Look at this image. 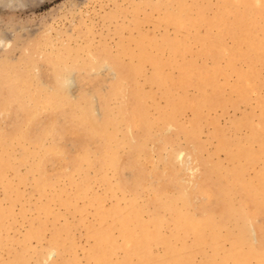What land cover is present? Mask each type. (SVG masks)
Returning a JSON list of instances; mask_svg holds the SVG:
<instances>
[{"label": "rangeland", "instance_id": "374dc122", "mask_svg": "<svg viewBox=\"0 0 264 264\" xmlns=\"http://www.w3.org/2000/svg\"><path fill=\"white\" fill-rule=\"evenodd\" d=\"M134 1L0 0V94H2V87H4L6 85L5 83H7V85L3 88L4 94L0 95V113L2 112L0 115V169L2 168L1 171H3V174L0 175V264H53L52 262H54L55 264H68L70 261H73V264H95V261L91 257L92 251L97 246V238L93 234L95 232L94 229H100L101 227V229H104V226L108 228V223L112 224V229L110 232L111 236L118 243H122L120 228L118 227L119 222L117 223V221L115 220L117 216L119 217V215L117 214H120L121 216V214L125 213L126 208H130L129 205H131V208H140V206L146 203V200H136L134 198L135 195L133 193V190L131 189L130 180L133 179L136 171L126 167L124 168V166L118 167V170L113 166H107V169L105 168L104 170V174L101 175L99 173H96V168L89 167V160H82L80 169L78 170V174L76 173L77 166L73 167L76 170H73V173L72 170L70 172L69 167L70 165H72V161L73 163L74 161H77V163L79 162V154H81V151L82 153L83 151L86 152L85 149H87V147V151L89 150V154L90 151H93L91 157H97V153L100 152L101 149L100 146L102 145V140L98 136V134H96L94 131H88V129H85V127L87 128L90 125L89 128L91 130L92 126H96L98 129L103 124L102 120L104 116H109L111 118L113 116V118H116L120 114V111L118 110L120 106H122V103L126 101V104H128L127 102L129 98H131V96L135 97L136 95H138L135 93L136 89L138 88L139 93L143 92V102L147 107L150 118L155 122L161 119L162 116L160 115H162L163 111L168 108L169 97L173 100L175 99V102L177 100L178 104L176 103V106L178 107L179 105V108H181V112L179 113L180 115L178 117L179 123L177 126L175 125L174 127H169L168 129H170V131L168 130V132L167 127L166 129H163L164 132L163 130L158 131L159 127H161L159 125L155 126L158 127L157 129L155 127L152 129L153 133L149 132L150 135H147V132L143 133L142 135V132H140L141 129L137 128L136 126L134 128L132 125L130 129L129 124L121 122L120 126L118 125V127L120 128H117L116 133L114 134L116 138L113 136L114 142L120 140V143L117 141L119 143L118 147H120L119 151L117 149V157L120 158L122 162L137 157V152L130 151L132 150L130 148L135 146V144L140 140L139 138V140L137 141L135 138H137V136H141L143 140H146L144 138H147V136H149L147 138L148 142L144 141V143H146L145 150L139 152L140 155L142 154L146 156V159L145 157H141L146 172H153L155 175L163 174L164 180H160H163L164 182L160 180V182L154 181L155 179H150V177L146 174V177H148L146 179L148 183L147 186H155L157 184H161L167 186L168 188L170 187L169 189L173 190V193H177L178 190H175L174 185H183L184 189L186 190H183V193L190 194L192 200L194 201L193 207H191L192 211H197L199 209H201L202 211L204 205H208V207H210L209 209L213 208L215 212H218L220 209V206L217 207L216 201L203 198L204 196H201L200 199H196L195 196V192L199 184H202L206 180V178L210 177L211 174L214 178L217 176L216 174L213 175L210 170L213 166H215L216 164H220L222 166V169L224 170L233 168L236 163H234V161L232 160L231 155L235 151V149L238 148V146L241 150H243V152H247L246 147L248 146H250L248 149L250 150V152L258 151L259 147H261V150L264 149V133L261 129L264 126V120L262 119V115H264V61L262 60L264 59H262L258 55H261L260 52H262L260 48H263L264 52V11H260L262 9L257 8L256 0H247L248 2L246 0H242L246 2H243L242 5H248V13H244L243 6L239 3V0H186L185 2L184 0H161L162 2L160 0H152L155 4L159 3L158 5L156 4V6L155 4H152L153 2H151V0ZM178 1L182 2H179L178 4ZM187 2H192L193 5H190L191 3L187 4ZM207 2L209 3L208 5ZM162 3H165L166 5H162ZM182 3H186V6L181 5ZM168 4L173 5L169 6ZM151 5H153L154 7L152 8ZM175 5L178 7H175ZM203 6L206 7L204 8ZM207 6L209 8H207ZM172 7L174 11L178 12L175 13ZM251 7L254 10L256 9V13H253L254 10L252 11ZM182 8H184L185 10ZM227 9L230 11L229 14L227 13ZM170 11L173 12L174 15L173 13H170ZM199 11H201V13H199ZM184 12L185 14L189 13L188 16L187 14L185 15ZM221 12L225 16L224 17L222 15L224 20L222 22V25L216 22V17ZM168 13L170 14V16L168 15ZM227 14L229 15L228 18L226 17ZM178 15H180L179 20ZM233 15L235 17L237 16V19L234 18ZM174 16L176 17L174 18ZM204 17L205 20H203ZM252 17L253 19H251ZM151 19L154 20V22L151 21ZM176 19L179 23L176 21ZM235 19L237 21L238 28L237 31L235 30L236 33H232V29L229 27V22H234ZM239 19L241 20L239 21ZM196 20H198V22L194 23L193 21ZM184 21L185 24L188 25V27L185 26ZM201 21L203 25H201ZM242 21H244L245 23H242ZM248 21H258L256 22L258 26L255 25L257 28L255 27V29L253 30L254 33H252L254 34V37L251 33H247V29L243 28V30L241 28L242 24H246V22ZM225 22L228 23L226 24ZM238 22L241 23L239 24ZM205 25H207V27ZM224 25L226 28L224 27ZM200 26H202L203 28H201ZM185 27L187 29L184 30L183 28ZM217 27H219V30L217 29ZM204 30H207V32ZM209 31H211V33ZM205 32L207 33V36L205 35ZM130 33L132 36L129 35ZM256 33L258 34L256 35ZM217 34L218 38L216 39L215 35L217 37ZM211 35H213L214 37ZM236 35L240 38H238ZM258 36L261 39L258 38ZM206 37L212 39L209 40ZM231 37H234L233 42L231 40ZM148 39L151 41V43ZM220 39H222V41ZM255 39H257L258 48L255 44H253V42L256 43V41H254ZM203 40L208 41L204 42ZM240 40L242 42H240ZM258 40H260V46H258ZM236 42L237 45H235ZM249 42L250 45L248 44ZM202 43L209 44L205 45ZM241 43L245 44L243 49L245 48L249 54L245 51V49H242V46H240ZM70 45L71 48L69 47ZM131 45H133V47ZM138 45L142 47H139ZM233 45H235L236 47ZM238 45L239 47L237 48ZM247 45L251 46V48L247 47ZM120 47L122 48L120 49ZM130 47H132V49L128 51ZM214 47L216 50L214 49ZM230 47L235 48V51H233L234 49ZM68 48H70L71 51ZM139 48V52H134L138 51ZM178 48L181 49L179 50ZM229 48L230 51L228 50ZM248 48L251 50H249ZM239 49L243 51L244 54H242L243 52H241ZM99 50H101L103 53L100 51V54ZM144 50L148 51L142 52ZM206 50H209L210 54L209 51L207 52ZM226 50L229 52V54L228 52H226ZM59 51L61 54H71V59H68V61H65L66 63L63 64L57 63L56 60H54V64L51 63L50 60H53L56 56H54V54L58 55ZM90 51H93L94 54L92 52L91 54H88L90 53ZM117 51H119V53ZM255 51L257 52V54L255 53ZM45 52L48 53L46 54ZM235 52L238 53L235 54ZM111 54L114 55L111 56ZM239 54H241L240 57L244 56L246 58H240ZM90 55L92 57L96 55L95 57L98 59V63H92V57H90L89 59ZM255 55H258V57L256 56L258 60ZM49 56H51L52 58ZM179 56L180 58H178ZM76 57H78V60L75 59ZM235 57L239 60H243L237 61ZM70 60L74 61V64L76 63V65L78 66L74 65V67L71 68L70 65H72L73 62ZM228 60L230 61V63L228 62L227 65L226 62ZM247 60L249 62H247ZM46 61L50 64L48 63V65ZM88 61H90L91 63ZM80 62L82 63V65L80 64ZM87 62L89 63V65L93 64V67L91 65L89 66ZM231 62L233 63L232 66L236 68L233 69V67L230 65L232 64ZM104 63L105 65L103 68L102 66ZM216 63H218L217 67H219V71L217 67H214L216 66ZM65 64L67 68L63 66ZM136 64L141 66L142 72L134 75L132 66H135ZM157 65L160 66L161 82H155V80L153 79L155 75L154 68ZM229 65L232 68H230ZM81 66H83V69ZM84 66L86 67V69ZM212 66L215 69L212 68ZM223 66H225L224 70H220L223 68ZM61 67H63L62 70ZM52 68H54L55 70H53ZM68 69L70 70V72L67 71ZM193 69L195 70L194 74L192 71ZM26 70H28V72ZM216 71H218V73ZM222 71L225 73H222ZM242 71H244V73H242ZM246 72L251 76L249 78V85L251 86L248 85V81L245 79L247 75ZM211 73L213 75H211ZM255 73L256 75H254ZM125 74L128 75V79L130 80L132 87H130L129 90L127 88L125 91H122L119 88V84L122 82L120 78ZM195 75L198 77H196ZM240 76L244 77L241 78ZM9 77H11L12 80H8ZM195 77L199 80H195ZM205 78L206 80H204ZM67 79L73 80L72 83H69L70 86H68L67 84H62L63 80ZM182 79H184L185 85ZM9 81H12L14 83L16 82L17 85L25 86L30 89L33 95H35L39 100L40 106L42 105V102L46 101L47 99L49 100L50 98H52L51 96H53V98H55L54 106L52 108L53 111L50 107H45V109L44 106L39 107L38 109H34L35 111H33V109L27 105V98H17V87L13 86V84ZM212 81L214 84L213 86L209 85L212 83ZM48 82L50 83V86ZM98 83L101 85H99ZM196 83L198 87L195 86ZM242 83L246 86H242ZM206 84L209 85V88L208 85L207 87L205 86ZM236 84L238 87L236 86ZM238 84H240L242 87H240V85ZM199 85L202 86L200 87ZM222 87H224L223 90ZM47 88L50 89L47 90ZM200 88L202 89L200 90ZM217 88L219 89L217 90ZM251 88L255 89L252 90ZM114 90H117L115 92L117 94L114 93ZM59 91H62L63 94H59ZM6 92L7 95H5ZM122 94H124V96ZM209 97L211 99H209ZM61 98L64 102L61 100ZM65 99L68 101L66 102ZM260 99L262 100L261 102ZM258 100L260 102L259 104L257 103ZM79 101L83 103L81 104V102ZM207 102H209V104H207ZM212 102H214L215 104ZM68 104L69 106L71 105V108L69 106H66ZM78 105H80V107H86L89 110L90 115L88 120L84 121L83 118H81V120L79 117L74 116L75 114L73 112V108L75 109V107ZM61 108L63 111L61 110ZM48 109L50 111H48ZM67 111L72 116H70ZM102 113L105 114L103 115ZM68 119H72L70 123L72 121L74 123L72 122L71 125ZM194 123H197L198 133L194 138L186 139L188 137L186 135L189 133H186V131L191 132L194 129ZM7 125H12V130H9V127ZM70 125L72 127L76 125V127H73L72 130V127ZM121 125L123 126V128H121ZM23 126L25 128H23ZM66 126L67 128L69 127V129H71L72 131L68 129L67 131L65 128ZM113 128L114 127H110L109 129L112 130ZM48 129L52 131V134H50L49 137H44V131H48ZM154 129L157 130L155 131V133H159H156L155 135ZM7 130H9V132ZM86 130L88 131V134ZM257 130H261L262 133L257 132ZM17 131H19V133H17ZM64 132L67 133L63 136V134H65ZM93 132L94 134H92ZM117 133H119V135ZM122 133H124V136L122 135ZM136 133H138L139 135H137ZM254 133H260V135H258L259 137L261 136L260 140L256 142L254 141L252 137ZM12 136H14L15 138ZM125 136L128 137V141H126L127 139L125 138ZM95 137L97 138L95 139ZM43 138H45L46 140ZM48 138L49 140H47ZM9 139H12L13 141H10ZM58 139L62 140L60 141ZM7 140L10 143H8ZM98 140L101 141L98 142ZM121 140H123V142H127L128 145L125 146L126 148L123 145L126 143H123ZM36 141H38L37 146H35ZM44 141L45 143L43 145L42 143ZM250 141H252V143H250ZM82 142H85V144ZM129 142L131 143V145ZM19 143L21 145H19ZM38 143L42 145H39ZM54 144L59 149L47 153L51 148H54ZM45 145H48L47 149ZM59 145H61V147H59ZM34 147L36 148V150L34 149ZM43 148L46 150L44 151ZM121 148H123V150ZM210 148L211 151L209 150ZM181 150L183 154H181L182 156H179ZM79 151L80 153L77 154V152ZM39 152L41 153L39 154ZM54 152L57 157L54 156V154L52 155V153ZM42 153L43 155H41ZM132 154L134 155L132 156ZM44 155L45 157H42ZM60 155H63L64 157H61ZM129 155H131L132 157L130 156L129 158ZM71 156L73 157V159L71 158ZM75 156L77 157V159H79L77 160L76 158H74ZM124 157H126L127 159L125 158V160ZM20 158L25 161L20 160ZM30 159L31 161H29ZM262 159L263 160H259L258 163L255 162L252 165L250 162H248V157H239V164L245 167L244 178L246 180L252 181L257 177H262V175L264 176V157H262ZM38 161H40L42 165ZM55 161H58L59 163ZM12 164L15 165L14 168H10V165ZM36 165H38L39 167H37ZM44 165H46V167ZM66 167H68V169L65 170ZM41 169H43L44 171H41ZM188 169L189 171H187ZM59 172L61 173L59 174ZM127 172H129L130 174H128ZM223 174H225V172H223ZM56 176L59 178H57ZM84 176L89 186L91 187L90 193H95V195L93 194V196L99 194L98 196H96V198H99L100 196L99 199L101 200L102 210L105 212V214L110 213V216L108 215V219L104 220L100 218L99 215L97 216L95 208L88 206L89 201L87 198L86 200L85 198H82L80 200V195L79 199L78 197H76L75 194L78 193V184L85 180L83 178ZM117 176L119 178H123L119 181V178ZM41 177H49L48 179L51 178V180L45 181L46 185L43 184L42 186H39V184L37 183L39 182ZM54 178H56L57 181ZM71 178H73V180ZM102 179L106 181H103ZM121 180H123V182ZM115 183H117V186H119V188L117 186L115 188ZM195 183L196 186H194ZM11 186L12 188H10ZM192 188L196 189L193 190ZM39 189L41 193L38 191ZM54 193L56 194L55 196H57V199L52 200V198L54 197ZM149 194H152V192ZM69 196L74 200L71 198V202H69V205H67L68 203H66L64 200ZM230 201L231 199H228V202ZM177 203L182 205L183 202L179 200L177 201ZM232 203L236 204L237 202L235 200L233 201L232 199ZM43 206L46 207V212L41 209ZM222 206L224 208L226 206V203L223 202ZM117 211H122V213ZM114 212H117L116 215ZM140 215L138 216V218L141 221L148 222L151 219V213H149V211H144ZM202 215L203 218H207V216H209V213L204 212ZM167 218L170 219V216ZM219 220L220 216L216 215L214 222L218 223ZM100 222L105 224L101 226L102 223ZM115 223L117 224L115 225ZM98 225L100 226V228ZM254 225L257 226L258 223L254 222ZM93 226H95V228ZM218 229H221V227ZM236 229L239 231V228L237 226ZM253 230L254 229H252L251 232H248L249 234L247 233V240H250V242L246 243L244 247L247 250H250V252L251 250L256 248V245L257 247L260 246L257 242V239L259 238V232L258 230L257 232ZM162 232L165 235L163 239L168 240L172 247L175 246L177 248H183L187 250L186 252L193 259L191 264H212L211 260H209L210 258L208 257L209 255L213 254L212 248L201 244L200 241H197V239V242H194V235H185L182 231H176V229L174 228V222H167V225L163 227ZM219 232L223 236V251L220 252V255L223 256L224 252L228 251L231 248L232 239H230V237L234 236L230 235L228 237L227 230L224 228H222ZM55 236L62 239L61 242L63 243L61 245L55 244ZM83 238L85 239V241ZM54 245L56 246L55 250L52 249ZM126 250L120 249L119 251H117L113 255V261L110 264H120L121 262H123ZM155 250L156 253L160 257H162L167 251V246L165 244H160ZM50 252H54L55 254L51 255ZM49 254L51 255L50 257H48ZM206 257L208 258L207 262ZM218 258L220 259L221 256H219ZM258 260V258L254 257L250 260V264H258L260 261ZM123 264H136V260L133 259V261L129 263L124 262ZM148 264H173V261L166 258H161L157 261L152 258Z\"/></svg>", "mask_w": 264, "mask_h": 264}, {"label": "bare ground", "instance_id": "6f19581e", "mask_svg": "<svg viewBox=\"0 0 264 264\" xmlns=\"http://www.w3.org/2000/svg\"><path fill=\"white\" fill-rule=\"evenodd\" d=\"M134 1V0H133ZM139 1V0H138ZM161 1V0H160ZM173 1H175V0H173ZM186 0H184V2H185ZM188 1V0H187ZM247 1V0H246ZM253 1V0H252ZM126 2V1H125ZM130 2V1H129ZM135 2V1H134ZM134 2H133V4H134ZM151 2H153L152 0H151ZM162 2V1H161ZM160 2V3H161ZM179 2H182V1H178L177 3L179 4ZM205 2V1H204ZM209 2V1H208ZM207 2V5L209 4ZM243 2H245V1H242V0H239V3L242 5L243 4ZM248 2V1H247ZM148 3H150V2H148ZM171 3V2H170ZM190 4V5H193L192 4V2H187V4ZM225 3H226V1H225ZM246 3V2H245ZM152 4H155L154 2L152 3ZM157 4V3H156ZM156 4H155V6H156ZM159 4V3H158ZM157 4V5H158ZM165 4V3H164ZM163 3H162V5H164ZM174 4H175V2H174ZM177 4V5H178ZM198 4H199V2H198ZM204 4H206V3H204ZM256 4H257V8L258 9H262V10H260V11H264V0H256ZM149 5V4H148ZM166 5V4H165ZM169 5V4H168ZM173 4H170L169 6H172ZM181 5H185L186 6V3H182ZM189 5V6H190ZM211 5V4H210ZM226 5V4H225ZM233 5V4H232ZM117 6V5H116ZM134 6V5H133ZM152 6V8L154 7L153 5H151ZM188 6V5H187ZM222 6V5H221ZM243 6V11H244V13H248L247 11H249V8L247 7L248 5H242ZM122 7V6H121ZM160 7V6H159ZM175 7H178V6H176L175 5ZM193 7V6H192ZM204 8L206 7V6H203ZM229 7V6H228ZM227 7V8H228ZM241 7V6H240ZM127 8V7H126ZM132 8V7H131ZM164 8V7H163ZM187 8V7H186ZM189 8V7H188ZM207 8H209L208 6H207ZM239 8V7H238ZM252 8V7H251ZM251 8H250V10H251ZM255 8V7H254ZM125 9V8H124ZM139 9V8H138ZM162 9V8H161ZM168 9V8H167ZM172 9H173V7H172ZM176 9V8H175ZM182 9H184V8H182ZM236 9V8H235ZM242 9V8H241ZM117 10H118V8H117ZM116 10V11H117ZM126 10V9H125ZM166 10V9H165ZM185 10V9H184ZM183 10V11H184ZM228 10V9H227ZM254 9L252 8V11H253ZM256 10V9H255ZM255 10L253 11V13L255 12ZM164 11V10H163ZM167 11V10H166ZM165 11V12H166ZM169 11V10H168ZM172 11V10H171ZM170 11V13H173V12H171ZM173 11H174V9H173ZM182 11V10H181ZM242 11V10H241ZM119 12V11H118ZM126 12V11H125ZM134 12H136V11H134ZM175 13H177L176 11H174ZM187 12V11H186ZM223 12H224V10H223ZM229 10H228V14H229ZM235 12H236V10H235ZM120 13V12H119ZM199 13H201V11H199ZM256 13V12H255ZM258 13V12H257ZM261 13V12H260ZM184 14H185V12H184ZM187 14V13H186ZM185 14V15H186ZM189 14V13H188ZM188 14H187V16H188ZM191 14V13H190ZM227 14V18H228V15ZM235 14V13H234ZM241 14V13H240ZM251 14V13H250ZM163 15V14H162ZM161 15V16H162ZM168 15L170 16V14L168 13ZM172 15V14H171ZM173 15H174V13H173ZM183 15V14H182ZM181 15V16H182ZM222 12L216 17V22L217 23H220L221 25H222V22L224 21L223 20V17H222ZM244 15V14H243ZM260 15V14H259ZM128 16V15H127ZM169 16H168V18H169ZM179 17H178V20H179V18H180V15H178ZM184 16V15H183ZM224 16V15H223ZM231 16V15H230ZM234 16V15H233ZM241 16V15H240ZM239 16V17H240ZM246 16H248V15H246ZM157 17V16H156ZM171 17H173V16H171ZM176 16H174V18H175ZM207 17V16H206ZM211 17V16H210ZM225 17V16H224ZM237 17V16H236ZM235 16H234V18H236ZM250 17V16H249ZM133 18V17H132ZM131 18V19H132ZM184 18V17H183ZM196 18V17H195ZM248 18V17H247ZM139 19V18H138ZM155 19H157V18H155ZM160 19H162V18H160ZM164 19V18H163ZM194 19V18H193ZM192 19V20H193ZM208 19H210V18H208ZM207 19V20H208ZM232 19V18H231ZM237 19V18H236ZM236 19H235V21L234 22H229L230 23V25H229V27L232 29V33H236L235 32V30L237 31V28H238V24H237V21H236ZM251 19H253V17L251 18ZM114 20V19H113ZM123 20V19H122ZM135 20V19H134ZM142 20V19H141ZM167 20H170V19H167ZM173 20H175V19H173ZM186 20V19H185ZM198 20H199V18H198ZM198 20H196V21H193L194 23L195 22H198ZM200 20H201V18H200ZM203 20H205V17L203 18ZM227 20H229V19H227ZM226 20V21H227ZM241 19H239V21H240ZM248 20V19H247ZM151 21H153L154 22V20H152L151 19ZM161 21V20H160ZM171 21H172V19H171ZM176 21H177V19H176ZM215 21V20H214ZM139 22V21H138ZM175 22V21H174ZM178 22V21H177ZM206 22V21H205ZM204 22V23H205ZM244 21H242V23H243ZM256 22H258V21H256ZM256 22H253V21H248V22H246V24H242V26H241V28L243 29H247V33H254L253 32V30L255 29V27L256 26H258L257 25V23ZM130 23V22H129ZM160 23V22H159ZM171 23V22H170ZM179 23V22H178ZM207 23H208V21H207ZM226 23V22H225ZM228 23V22H227ZM226 23V24H227ZM239 23V22H238ZM241 23V22H240ZM239 23V24H240ZM245 23V22H244ZM126 24V23H125ZM124 24V25H125ZM142 24V23H141ZM145 24V23H144ZM175 24V23H174ZM184 24H185V21H184ZM192 24V23H191ZM182 25V24H181ZM201 25H203L202 24V21H201ZM256 25V26H255ZM129 26V25H128ZM141 26V25H140ZM140 26H139V28H140ZM157 26V25H156ZM174 26V25H173ZM185 26H187L188 27V25H186L185 24ZM195 26V25H194ZM199 26V25H198ZM206 27H207V25H205ZM211 26V25H210ZM193 27V26H192ZM201 28H203L202 26H200ZM224 27H225V25H224ZM228 27V26H227ZM147 28V27H146ZM173 28V27H172ZM219 27H217V29H218ZM226 28V27H225ZM240 28V29H241ZM257 28V27H256ZM148 29V28H147ZM184 30L185 29H187L186 27L185 28H183ZM229 29V28H228ZM243 29V30H244ZM119 30V29H118ZM210 30V29H209ZM219 30V29H218ZM227 30V29H226ZM225 30V31H226ZM230 30V29H229ZM143 31V30H142ZM204 31H206L207 32V30H204ZM213 31H215V30H213ZM212 31V32H213ZM259 31V30H258ZM257 31V32H258ZM134 32V31H133ZM147 32V31H146ZM178 32V31H177ZM176 32V33H177ZM200 32V31H199ZM205 32V33H206ZM210 33H211V31H209ZM224 32V31H223ZM222 32V33H223ZM153 34H154V32H153ZM159 34V33H158ZM239 34V33H238ZM244 34V33H243ZM258 33H256V35H257ZM80 35V34H79ZM129 35H131V33L129 34ZM171 35V34H170ZM176 35V34H175ZM202 35V34H201ZM206 36H207V33L205 34ZM204 35V36H205ZM209 35V34H208ZM232 35V34H231ZM253 35V37H254V34H252ZM118 36V35H117ZM116 36V37H117ZM132 36V35H131ZM135 36V35H134ZM163 36V35H162ZM195 36H198V35H195ZM211 36H213V35H211ZM219 36H220V34H219ZM228 36V35H227ZM237 36V35H236ZM235 36V37H236ZM248 36H250V35H248ZM59 37V36H58ZM137 37V36H136ZM147 37V36H146ZM176 37V36H175ZM214 37V36H213ZM224 37V36H223ZM238 37V36H237ZM119 38V37H118ZM198 38V37H197ZM201 38V37H200ZM207 38V37H206ZM215 38L217 39L218 38V34H217V37H216V35H215ZM214 38V39H215ZM225 38V37H224ZM232 38V37H231ZM230 38V39H231ZM234 38V37H233ZM233 38L231 39L232 40V42H233ZM238 38H240V37H238ZM237 38V39H238ZM250 38V37H249ZM258 38H260L259 36H258ZM65 39V38H64ZM90 39V38H89ZM128 39V38H127ZM166 39V38H165ZM169 39V38H168ZM175 39H177V38H175ZM185 39V38H184ZM207 39H212V38H207ZM223 39V38H222ZM222 39H220L221 41H222ZM226 39V38H225ZM243 39V38H242ZM251 39V38H250ZM261 39V38H260ZM135 40V39H134ZM141 40V39H140ZM149 40V39H148ZM200 40V39H199ZM205 40V39H204ZM203 40V41H204ZM220 40H219V42H220ZM224 40V39H223ZM235 40V39H234ZM73 41V40H72ZM91 41V40H90ZM128 41H130V40H128ZM136 41V40H135ZM135 41H134V43H135ZM150 41V40H149ZM175 41V40H174ZM184 41V40H183ZM202 41V40H201ZM206 41H208V40H206ZM206 41H204V42H206ZM225 41V40H224ZM236 41V40H235ZM239 41V40H238ZM254 41H256V43H254L253 41V44H255L256 45V47H257V39H255ZM49 42V41H48ZM140 42V41H139ZM200 42V41H199ZM214 42V41H213ZM240 42H242L241 40H240ZM239 42V43H240ZM250 42H251V40H250ZM250 42L248 43L249 45H250ZM259 42H260V40H258V46H260V44H259ZM76 43V42H75ZM79 43V42H78ZM81 43V42H80ZM117 43V42H116ZM132 43V42H131ZM150 43H151V41H150ZM211 43V42H210ZM224 43V42H223ZM245 43V42H244ZM243 43V44H244ZM68 44V43H67ZM113 44V43H112ZM180 44H181V42H180ZM179 44V45H180ZM202 44H209V43H202ZM201 44V45H202ZM213 44V43H212ZM242 43H241V45L240 46H242V49H243V47L245 46V44L243 45ZM49 45V44H48ZM82 45V44H81ZM94 45V44H93ZM95 45H97V44H95ZM116 45V44H115ZM171 45H172V43H171ZM217 45V44H216ZM235 45H237V42L235 43ZM235 45H233V46H235ZM45 46V45H44ZM132 47H133V45H131ZM139 47H142V46H140V45H138ZM144 46V45H143ZM153 46V45H152ZM212 46V45H211ZM215 46V45H214ZM70 48H71V45L69 46ZM132 47H130V49L128 50V51H130L131 49H132ZM177 47V46H176ZM228 47V46H227ZM236 47V46H235ZM239 47V45L237 46V48ZM247 47H249V48H251V46H248L247 45ZM34 48V47H33ZM32 48V49H33ZM59 48V47H58ZM57 48V49H58ZM67 48V47H66ZM70 48H68L69 50H70ZM122 47H120V49H121ZM126 48V47H125ZM162 48V47H161ZM174 48H175V45H174ZM203 48V47H202ZM219 48V47H218ZM230 48H233V47H230ZM230 48L228 49L229 51H230ZM248 48V49H249ZM253 48V47H252ZM258 48V47H257ZM63 49V48H62ZM123 49H124V47H123ZM142 49V48H141ZM153 49V48H152ZM154 49H156V48H154ZM179 50L181 49V48H178ZM213 49V48H212ZM214 49H215V47H214ZM234 49V50H233ZM233 49H231V50H233V51H235V48H233ZM245 49V48H244ZM243 49V50H244ZM261 49V51L262 52H260L261 53V55L260 54H258L262 59H264V52H263V48H260ZM30 50V49H29ZM52 50V49H51ZM117 50V49H116ZM119 50V49H118ZM127 50V49H126ZM139 50H140V48L138 49V51H134V52H139ZM177 50V49H176ZM179 50H178V52H179ZM216 50V49H215ZM240 50V49H239ZM249 50H251V49H249ZM254 50H256V49H254ZM259 50V49H258ZM257 50V51H258ZM71 51V50H70ZM96 51V50H95ZM101 50H99V52H100ZM104 51V50H103ZM145 51H148V50H144V51H142V52H145ZM162 51V50H161ZM207 51V50H206ZM209 51V50H208ZM207 51V52H208ZM241 51V50H240ZM245 51L247 52V50L245 49ZM40 52H42V51H40ZM91 52L94 54V52L93 51H90V53H88V54H91ZM102 52V51H101ZM101 52H100V54H101ZM118 53H119V51H117ZM213 52V51H212ZM221 52V51H220ZM226 52H228L227 50H226ZM241 52H243V51H241ZM251 52V51H250ZM46 54L48 53V52H45ZM54 53V52H53ZM59 53H60V51H59ZM58 53V55L57 54H54V59L52 60H50V62L51 63H53L54 62V60H56L57 61V63H60V64H63V63H66L65 61H68V59H71V54H69V53H63V54H59ZM75 53V52H74ZM95 53H97V52H95ZM103 53V52H102ZM107 53V52H106ZM128 53V52H127ZM135 53V54H136ZM172 53V52H171ZM181 53V52H180ZM179 53V54H180ZM214 53V52H213ZM222 53V52H221ZM238 53V52H237ZM236 52H235V54H237ZM248 53V52H247ZM246 53V54H247ZM255 53L257 54V52L255 51ZM259 53V52H258ZM40 54V53H39ZM87 54V55H88ZM92 54V55H93ZM100 54H98V55H100ZM178 54V55H179ZM209 54H210V51H209ZM208 54V55H209ZM228 54H229V52H228ZM242 54H244V52L242 53ZM249 54V53H248ZM110 55V54H109ZM112 55H114V54H111V56ZM151 55V54H150ZM170 55V54H169ZM173 55V54H172ZM213 55V54H212ZM216 55V54H215ZM214 55V56H215ZM231 55H232V53H231ZM240 55L241 54H239V57H240ZM258 55H255V57L257 56L258 57ZM77 56V55H76ZM96 56V55H95ZM95 56H89V59H90V57H92L91 59H92V63H98V59L95 57ZM100 56H102V55H100ZM235 56V55H234ZM250 56H251V54H250ZM39 57V56H38ZM49 57H51V56H49ZM136 57H137V55H136ZM172 57H174V56H172ZM182 57V56H181ZM238 57V58H239ZM256 57V58H257ZM52 58V57H51ZM143 58H144V56H143ZM178 58H180V56L178 57ZM177 58V59H178ZM217 58V57H216ZM236 58V57H235ZM240 58H246V57H240ZM253 58V57H252ZM76 60H78V57H76L75 58ZM170 59V58H169ZM220 59H221V57H220ZM219 59V60H220ZM237 59V58H236ZM248 59V58H247ZM249 59H250V57H249ZM74 60V59H73ZM108 60H110V59H108ZM215 60V59H214ZM233 60H234V58H233ZM239 59H237V61H238ZM241 61L243 60V59H240ZM239 60V61H240ZM257 60H258V58H257ZM256 60V61H257ZM70 61H72V60H70ZM75 61V60H74ZM74 61H72L73 63H72V65H70L71 66V68L72 67H74V65L75 66H78V65H76V63L74 64ZM90 61H88V62H90ZM216 61V60H215ZM230 61H231V58H230ZM230 61L228 60L226 63H227V65H228V62L230 63ZM236 61V62H237ZM262 61H264V60H262ZM47 62V61H46ZM87 62V64L89 65V63ZM90 62V63H91ZM100 62V61H99ZM219 62V61H218ZM233 62V61H232ZM231 62V63H232ZM247 62H249L248 60H247ZM255 62V61H254ZM49 62H47V64H48ZM185 63V62H184ZM50 64V63H49ZM48 64V65H49ZM54 64V63H53ZM80 64L82 65V63L80 62ZM87 64H86V67H87ZM91 65V64H90ZM89 65V66H90ZM101 65V64H100ZM104 65H105V63L103 64V68H104ZM185 65V64H184ZM192 65V64H191ZM216 66H214V67H217V65H218V63H216L215 64ZM231 66L233 65V63L232 64H230ZM229 65V66H230ZM237 65V64H236ZM239 65V64H238ZM63 66H65L66 68H67V66H66V64L65 65H63ZM92 67H93V64L91 65ZM212 66V68H214ZM230 66V68H232ZM55 67V66H54ZM82 67V69H83V66H81ZM85 67V66H84ZM86 67H85V69H86ZM187 67V66H186ZM224 67L225 66H223V68L222 69H220V70H224ZM226 67H228V66H226ZM89 68H91V67H89ZM194 68V67H193ZM218 68V71H219V67H217ZM216 68V69H217ZM234 68H236V67H233V69ZM53 70H55L54 68H52ZM63 69V67H61V70ZM70 69V68H69ZM67 70L68 72H70V70ZM187 69V68H186ZM215 69V68H214ZM229 69V68H228ZM253 69V68H252ZM254 69H255V67H254ZM50 70V69H49ZM73 70V69H72ZM75 70V69H74ZM93 70V69H92ZM227 70V69H226ZM230 70V69H229ZM228 70V71H229ZM236 70H238V69H236ZM235 70V71H236ZM249 70V69H248ZM27 72H28V70H26ZM25 71V72H26ZM82 71V70H81ZM84 71V70H83ZM132 71H133V73H134V75L135 74H139V73H141L142 72V68H141V66H139V65H135V66H132ZM154 71H155V75H154V80H155V82H161L160 80H161V74H160V66L159 65H157V66H155V68H154ZM193 71V74H194V69L192 70ZM218 71H216L217 73H218ZM234 71V72H235ZM250 71H251V69H250ZM256 71V70H255ZM254 71V72H255ZM85 72V71H84ZM189 72V71H188ZM248 72V71H247ZM246 72V73H247ZM4 73H6V72H4ZM76 73H77V71H76ZM209 73H210V71H209ZM216 73V74H217ZM222 73H225V72H223L222 71ZM230 73V72H229ZM241 73V72H240ZM242 73H244V71H242ZM250 73V72H249ZM27 74V73H26ZM62 74V73H61ZM83 74V73H82ZM13 75H14V73H13ZM67 75V74H66ZM197 75H199V74H197ZM203 75V74H202ZM201 75V76H202ZM206 75V74H205ZM208 75V74H207ZM211 75H213L212 73H211ZM244 75V74H243ZM246 75V74H245ZM254 75H256V73L254 74ZM24 76V75H23ZM87 76V75H86ZM196 76V75H195ZM209 76H210V74H209ZM216 76V75H215ZM194 77V76H193ZM196 77H198V76H196ZM195 77V80H197L198 78H196ZM219 77V76H218ZM241 78L242 77H244V76H240ZM251 76L250 75H248V73H247V75H246V77H245V79L248 81L247 83H248V85H249V81H250V78ZM187 78V77H186ZM208 78H211V77H208ZM214 78V77H213ZM253 78V77H252ZM251 78V79H252ZM79 79V78H78ZM121 83L119 84V83H117V84H119V88L122 90V91H125L127 88H128V90H129V88L130 87H132V85H131V83H130V80L128 79V75L127 74H125V75H123L121 78ZM193 79V78H192ZM216 79V78H215ZM8 80H12L11 79V77H9L8 78ZM183 80V82H184V85H185V81H184V79H182ZM199 80V79H198ZM204 80H206V78L204 79ZM203 80V81H204ZM217 80H218V78H217ZM241 80H243V79H241ZM72 81L73 80H71V79H67V80H63V83L62 84H67L68 86H70L69 85V83H72ZM82 81H83V79H82ZM98 81V80H97ZM113 81V80H112ZM188 81V80H187ZM252 81V80H251ZM254 81V80H253ZM258 81V80H257ZM9 82H11L12 84H13V86H16L17 87V94H16V96H17V98H23V97H25V98H27V100L28 101H26V102H28V106L29 107H31L32 109H33V111H35L34 109H38L39 107H43L44 106V108L46 107H50L51 108V110L53 111V106H54V100H55V98H53V96H51L52 98H50L49 100L47 99L46 101H44V102H42V105L40 106V102H39V100L37 99V97L35 96V95H33V93H32V91L30 90V89H28L27 87H25V86H21V85H17V83L15 82H12V81H9ZM49 82H50V80H49ZM48 82V83H49ZM55 82V81H54ZM53 82V83H54ZM189 82V81H188ZM198 82V81H197ZM217 82V81H216ZM238 82V81H237ZM95 83V82H94ZM176 83V82H175ZM179 83V82H178ZM205 83H206V81H205ZM256 83V82H255ZM6 85H7V83H5ZM55 84V83H54ZM99 84V83H98ZM243 84V83H242ZM5 85V86H6ZM40 85V84H39ZM46 85V84H45ZM65 85H64V87H65ZM99 85H101V84H99ZM184 85H182V86H184ZM190 85H191V83H190ZM189 85V86H190ZM193 85V84H192ZM203 85V84H202ZM201 85V86H202ZM207 85L208 84H206L205 86L207 87ZM209 85H211V86H213L214 84H213V81H212V83L211 84H209ZM209 85H208V88H209ZM238 85H240V84H238ZM4 86V87H5ZM49 86H50V83H49ZM195 86H197V83L195 84ZM200 86V85H199ZM200 86V87H201ZM215 86H217V85H215ZM219 86V85H218ZM236 86H237V84H236ZM242 86H246L245 84H243ZM241 85H240V87H242ZM249 86H251V85H249ZM4 87H2V94H4L3 93V88ZM94 87V86H93ZM105 87V86H104ZM112 87H116V86H112ZM198 87V86H197ZM220 87V86H219ZM238 87V86H237ZM236 87V88H237ZM254 87V86H253ZM7 88V87H6ZM13 88V87H12ZM51 88H52V86H51ZM101 88V87H100ZM193 88V87H192ZM213 88V87H212ZM221 88V87H220ZM223 88L224 87H222V90H223ZM50 88H47V90H49ZM139 89V88H138ZM138 89H136V91H135V93L136 94H138V95H136L135 97H132L131 96V98H129V100H128V104H126V101L125 102H123L122 103V106H120V108H119V110L118 111H120V114L115 118H113V116H112V118L111 117H109V116H104V118H103V120H102V126L100 127V128H98L97 129V127L96 126H92V130L89 128L90 127V125H89V127H85V129H88V131L90 130V131H94L96 134H98V136L101 138V140H102V145L100 146L101 147V149H100V152H98L97 153V157L96 156H93V157H91V155L93 154L92 152L93 151H90V154H89V150L87 151V149H88V147H87V149H85L86 150V152H84L83 151V153H82V151H81V149H80V151H81V154H79L78 156L80 157V160H79V162L77 163V161H74V163H73V161H72V165H70V167H69V169H70V172H71V170H72V173H73V170L74 171H76L77 170V174H78V170L80 169V165H81V162H82V160H89V167H91V168H96V173H99V174H101V175H103L104 174V170H105V168L107 167V166H113V167H115V169H117L118 167H120V166H124V168L126 167V168H129V169H133V170H135L136 171V173H135V176L133 177V179L132 180H130L131 181V189L133 190V193H134V198L136 199V200H146V203L145 204H143L142 206H140V208H138V207H134V208H131V205H129L130 206V208H126L125 209V213H123V214H121V216H120V214H117V215H119V217L117 216V218L115 219L116 221H117V223L119 222V228H120V235H121V237H122V243H118L112 236H111V234H110V232H111V227H112V224L111 223H108L109 224V226H108V228H106L105 226H104V229H101L100 228V223H102V222H100L99 223V228L100 229H96L95 228V226H93L95 229H94V235L96 236V238H97V246H96V248L92 251V253H91V257L93 258V260L95 261V264H99V263H103V264H110L113 260V255L117 252V251H119L120 249H125L126 250V248H127V250H126V252H125V258H124V261L123 262H121L120 264H123L124 262L125 263H129V262H131V261H133V259H135L136 260V264H148L149 263V261L152 259V258H154L155 260H160L161 258H166V259H170V260H172L173 261V264H185V263H187V264H191L192 263V261H193V259H192V257L186 252L187 250H185V249H183V248H177V247H172V245L170 244V242L168 241V240H164L163 238L165 237V235L163 234V232H162V229H163V227H165L166 225H167V222H169V221H172V222H174V228L176 229V231H182V232H184V234L185 235H194L195 237H194V242H197V241H200V243L201 244H204L205 246H209V247H211L212 248V250H213V254L212 255H209L208 257L210 258L209 260H211V262H212V264H250V260L251 259H253L254 257L255 258H258L259 260V263L258 264H264V246H263V242H264V176L262 175V177H257L255 180H252V181H248V180H246L245 178H244V175H245V167L244 166H242V165H240L239 164V161H238V159H239V157H241V156H245L246 158L248 157V162H250L252 165L255 163V162H259V160H263L262 159V157H264V154H263V151H264V149L263 150H261V147H259V149H258V151H251L250 152V150H248L249 149V147L250 146H248V147H246L247 148V152L245 151V152H243V150H241L240 148H239V146H238V148L237 149H235V151L232 153V155H231V157H232V160L234 161V163H236L235 164V166L233 167V168H231V169H222V166L220 165V164H216L215 166H213L210 170H211V172L213 173V175H217L215 178L212 176V174L210 175V177H208V178H206V180L202 183V184H199L198 186H197V190H196V192H195V196H196V199L197 198H201V196L203 197V198H207V199H210V200H214V201H216V203H217V207L218 206H220V209H219V211L218 212H215L214 210H213V208H211V209H209L210 207H208V205H204L203 206V209H202V211H201V209H199V210H197V211H192L191 210V207H193V203H194V201L192 200V197L190 196V194H187V193H183V190H185L184 189V186L183 185H180V184H178V185H174V188H175V190H178V192L177 193H173L172 191L173 190H170L167 186H165V185H161V184H157V185H155V186H147L148 185V183H147V181H146V179L148 178V177H146V174H147V176H149L150 177V179L152 178V180H154V181H159L160 179H163L164 178V176H163V174L162 175H159V174H157V175H155L153 172H150V173H147L146 172V170H145V167H144V163H143V161H142V158H144L145 157V159H146V156L145 155H140V152L139 151H144L145 150V144L146 143H144V141L145 142H148V137L149 136H147V138L145 137L144 139H146V140H143L142 139V137L141 136H137V135H139L138 133H136L137 135V138H135L137 141L139 140V138H140V140L135 144V146H131L132 148H130V149H132V150H130V151H135V152H137V157H135V158H132L131 160L129 159V160H127V161H121L120 160V158H118L117 156V149H118V151H119V149H120V147H118V145H119V143L116 141V142H114V140H113V138L115 137L114 136V134L116 133V129L117 128H120V127H118V125L120 126V123L122 122V123H125V124H129V128L131 129V125L135 128V126L137 127V128H139V129H141L140 130V132H142L141 134L143 135V133H145V132H147V135L149 134V132H152V129L155 127V126H161V127H159V130L158 131H162L163 129H166V127H167V132H168V130L170 131V129H168L169 127H174L175 125L177 126L178 125V117H179V113L181 112V108H179V105H178V107L176 106L178 103H177V100H176V102H175V99L173 100L172 98H170L169 97V102H168V108L165 110V111H163V113H162V115H160V116H162L161 117V119L158 121L157 120V122H155L154 120H152L151 118H150V115L148 114L149 112L147 111V107H146V105L144 104V102H143V100H144V94H143V92H140L139 93V90ZM187 89V88H186ZM202 88H200V90H201ZM219 88H217V90H218ZM231 89V88H230ZM233 89H234V87H233ZM248 89V88H247ZM252 89V88H251ZM255 88H253L252 90H254ZM54 90V89H53ZM53 90H51V91H53ZM215 90V89H214ZM7 91V90H6ZM46 91V90H45ZM50 91V92H51ZM55 91V90H54ZM62 91H64V90H62ZM62 91L59 93V94H61L62 93ZM117 90H114V93L116 92ZM181 91V90H180ZM179 91V92H180ZM188 91V90H187ZM211 92V91H210ZM240 92V91H239ZM254 92V91H253ZM52 93V92H51ZM58 93H57V96H58ZM131 93V92H130ZM219 93V92H218ZM250 93H251V91H250ZM2 94H0V95H2ZM63 94V93H62ZM115 94H117V93H115ZM173 94V93H172ZM183 94V93H182ZM184 94H186V93H184ZM203 94V93H202ZM207 94V93H206ZM5 95H7V92H6V94ZM48 95V94H47ZM123 96H124V94H122ZM149 95V94H148ZM211 95H212V93H211ZM221 95V94H220ZM253 95V94H252ZM55 96H56V94H55ZM60 96H62V95H60ZM71 96V95H70ZM120 96V95H119ZM218 96V95H217ZM1 97H3V96H1ZM64 97H66V96H64ZM184 97V96H183ZM202 97V96H201ZM48 98V97H47ZM58 98H60V97H58ZM217 98V97H216ZM238 98V97H237ZM2 99V98H1ZM57 99V98H56ZM189 99V98H188ZM209 99H211L210 97H209ZM219 99V98H218ZM222 99V98H221ZM15 100V99H14ZM61 100H62V98H61ZM215 100V99H214ZM1 101V100H0ZM3 101V100H2ZM5 101H7V100H5ZM17 101V100H16ZM63 101V100H62ZM65 101L67 102L68 100H66L65 99ZM120 101V100H119ZM118 101V102H119ZM189 101V100H188ZM187 101V102H188ZM206 101H208V100H206ZM212 101V100H211ZM216 101V100H215ZM219 101H221V100H219ZM262 100L260 99V102H261ZM57 102V101H56ZM56 102H55V104H56ZM64 102V101H63ZM71 102H72V100H71ZM71 102H69V103H71ZM79 102H81V101H79ZM96 102V101H95ZM182 102V101H181ZM185 102V101H184ZM186 102V103H187ZM210 102V101H209ZM209 102H207V104H209ZM223 102V101H222ZM259 102V100L257 101V103L259 104L260 103ZM4 103V102H3ZM17 103V102H16ZM58 103V102H57ZM73 103H74V100H73ZM72 103V104H73ZM83 102H81V104H82ZM85 103V102H84ZM92 103V102H91ZM177 103V104H176ZM211 103V102H210ZM212 103H214V102H212ZM78 104V103H77ZM181 104V103H180ZM197 104H199V103H197ZM196 104V105H197ZM206 104V103H205ZM215 104V103H214ZM5 105V104H4ZM4 105H2V106H4ZM76 105V104H75ZM91 105V104H90ZM195 105V104H194ZM201 105H202V103H201ZM66 106H69V104L68 105H66ZM71 106V105H70ZM69 106V107H70ZM74 106V105H73ZM89 106V105H88ZM92 106V105H91ZM90 106V107H91ZM198 106V105H197ZM206 106V105H205ZM9 107H10V105H9ZM196 107V106H195ZM199 107V106H198ZM198 107H197V109H198ZM243 107V106H242ZM0 108H1V104H0ZM45 108V109H46ZM55 108H56V106H55ZM62 108H63V106H62ZM62 108H61V110H62ZM68 108V107H67ZM71 108V107H70ZM69 108V109H70ZM92 108V107H91ZM186 108V107H185ZM208 108V107H207ZM13 109V108H12ZM201 109V108H200ZM205 109V108H204ZM42 110V109H41ZM56 110H58V109H56ZM60 110V109H59ZM74 110V111H73ZM73 112H74V116L75 117H79L80 119L81 118H83V120L84 121H86V120H88L89 119V115H90V113H89V110L86 108V107H80V105H78V106H76L75 107V109L73 108ZM114 110V109H113ZM189 110V109H188ZM195 110V109H194ZM203 110V109H202ZM208 110V109H207ZM13 111V110H12ZM48 111H50L49 109H48ZM63 111V110H62ZM72 111H71V113H72ZM100 111V110H99ZM8 112H9V110H8ZM14 112V111H13ZM20 112V111H19ZM42 112V111H41ZM68 112V111H67ZM116 112V111H115ZM2 113V112H1ZM1 113H0V115H1ZM69 113V112H68ZM68 113H66V114H68ZM112 113H113V111H112ZM207 113V112H206ZM5 114H7V113H5ZM22 114V113H21ZM103 115L105 114V113H102ZM108 114H109V112H108ZM118 114V113H117ZM193 114V113H192ZM208 114V113H207ZM25 115V114H24ZM69 115L70 116H72L70 113H69ZM77 115V116H76ZM114 115V114H113ZM14 116V115H13ZM45 116V115H44ZM57 116H58V114H57ZM62 116V115H61ZM64 116V115H63ZM201 116V115H200ZM48 117V116H47ZM1 118V117H0ZM10 118V117H9ZM8 118V119H9ZM54 118V117H53ZM65 118V117H64ZM71 118V117H70ZM69 118V119H70ZM78 118V119H79ZM193 118V117H192ZM21 119V118H20ZM56 119V118H55ZM66 119V118H65ZM68 119V120H69ZM99 119H100V117H99ZM159 119V118H158ZM262 119L264 120V115H262ZM2 120V119H1ZM30 120V119H29ZM67 120V119H66ZM72 120V119H71ZM71 120H69V123H70V121ZM82 120V119H81ZM80 120V121H81ZM5 121V120H4ZM55 121V120H54ZM154 121V122H153ZM182 121V120H181ZM19 122V121H18ZM46 122H48V121H46ZM65 122V121H64ZM63 122V123H64ZM73 122V121H72ZM71 122V123H72ZM76 122H77V120H76ZM88 122H90V121H88ZM119 122V123H118ZM191 122V121H190ZM12 123V122H11ZM59 123H62V122H59ZM70 123V124H71ZM74 123V122H73ZM161 123H162V125H161ZM5 124V123H4ZM10 124V123H9ZM26 124V123H25ZM54 124V123H53ZM76 124V123H75ZM27 125V124H26ZM30 125V124H29ZM38 125V124H37ZM67 125H68V122H67ZM72 125V124H71ZM70 125V126H71ZM87 125V126H88ZM183 125V124H182ZM215 125V124H214ZM8 127H9V130L11 129V126H9V125H7ZM86 126V125H85ZM199 126V125H198ZM257 126V125H256ZM13 127V126H12ZM59 127V126H58ZM72 127V126H71ZM73 127H76V125H74ZM73 127H72V130H73ZM80 127V126H79ZM112 128V127H114L112 130H110L109 128ZM192 127H193V125H192ZM23 128H25L24 126H23ZM64 128V127H63ZM66 128V130L68 129V130H71V129H69V127L67 128V126L65 127ZM121 128H123V126L121 125ZM156 129L158 128V127H155ZM189 128V127H188ZM8 129V128H7ZM50 129H51V127H50ZM50 129H48V131L46 130V131H44V137H49V135L50 134H52V131L50 130ZM208 129V128H207ZM262 129V131H263V133H264V126H263V128H261ZM9 130H7L8 132H9ZM12 130V129H11ZM67 130V131H68ZM71 130V131H72ZM55 131H56V129H55ZM87 131V130H86ZM88 131H87V134H88ZM130 131V130H129ZM128 131V132H129ZM132 131V130H131ZM155 131H157V130H155L154 129V134L156 135V133H159V132H156L155 133ZM14 132V131H13ZM20 132H22V131H20ZM36 132H37V130H36ZM60 132V131H59ZM94 132L92 133V134H94ZM135 132V131H134ZM163 132H164V130H163ZM189 132V133H188ZM257 132H260V133H262L261 132V130H257ZM4 133V132H3ZM17 133H19V131H17ZM61 133V132H60ZM60 133H59V135H60ZM65 133V132H64ZM67 133V132H66ZM66 133L65 134H63V136L64 135H66ZM121 133V132H120ZM153 133V132H152ZM186 133H188L186 136H188L186 139H188V138H190V139H192V138H194L196 135H197V133H198V129H197V123H194V129L190 132V131H186ZM185 133V134H186ZM260 133L258 134V133H254L253 135H252V137H253V139H254V141L256 142V141H258V140H260V138H261V136L259 137L258 135H260ZM70 134V133H69ZM118 135H119V133H117ZM117 134H116V136H117ZM164 134V133H163ZM17 135V134H16ZM22 135H24V134H22ZM122 135L124 136V133H122ZM150 135V134H149ZM152 135V134H151ZM165 135H166V133H165ZM173 135V134H172ZM171 135V136H172ZM182 135H184V134H182ZM3 136V135H2ZM6 136V135H5ZM4 136V137H5ZM19 136H20V134H19ZM114 136V137H113ZM122 136V137H123ZM131 136V135H130ZM135 136V135H134ZM146 136V135H145ZM7 137V136H6ZM12 137H14V136H12ZM42 137V136H41ZM121 137V136H120ZM172 137H174V136H172ZM15 138V137H14ZM13 138V139H14ZM64 138V137H63ZM97 137H95V139H96ZM116 138V137H115ZM125 138L127 139L126 141H128V137L127 136H125ZM150 138H152V137H150ZM175 138V137H174ZM200 138V137H199ZM2 139V138H1ZM43 139H45V138H43ZM52 139V138H51ZM121 139V138H120ZM10 141L12 140V139H9ZM24 140V139H23ZM46 140V139H45ZM47 140H49V138L47 139ZM58 140H60V139H58ZM62 140V139H61ZM60 140V141H61ZM100 140V141H101ZM116 140V139H115ZM124 140V139H123ZM123 140H121L122 142H123ZM130 140H133V139H130ZM151 140V139H150ZM8 141V140H7ZM6 141V142H7ZM13 141V140H12ZM86 141V140H85ZM92 141V140H91ZM99 140H98V142H100ZM123 142V143H126V144H123L124 145V147L126 146V145H128L127 144V142ZM15 142V141H14ZM37 142L38 141H36L35 142V146H37ZM8 143H10L9 141H8ZM17 143V142H16ZM22 143V142H21ZM42 143V142H41ZM44 143H45V141L42 143L43 145H44ZM55 143V142H54ZM64 143V142H63ZM82 143H84L85 144V142H82ZM130 143V142H129ZM163 143V142H162ZM250 143H252V141H250ZM13 144V143H12ZM27 144V143H26ZM39 144V143H38ZM42 144H39V145H42ZM150 144V143H149ZM184 144V143H183ZM238 144V143H237ZM5 145V144H4ZM19 145H21L20 143H19ZM52 145V144H51ZM57 145V144H56ZM91 145V144H90ZM123 145H122V147H123ZM130 145H131V143H130ZM214 145V144H213ZM239 145V144H238ZM46 146V145H45ZM54 146V148H51L50 149V151H48L47 153H49V152H53V151H56L57 149H59V148H57V146H55V144L53 145ZM87 146V145H86ZM18 147V146H17ZM22 147V146H21ZM42 147H44V146H42ZM42 147H41V149H42ZM56 147V148H55ZM59 147H61V145H59ZM90 147V146H89ZM92 147V146H91ZM264 147V146H263ZM40 148V147H39ZM48 148V145L46 146V149ZM50 148V147H49ZM65 148V147H64ZM81 148V147H80ZM96 148V147H95ZM126 148V147H125ZM20 149V148H19ZM34 149L36 150V148L34 147ZM34 149H32V150H34ZM40 149V150H41ZM46 149H44L43 148V150L45 151ZM91 149V148H90ZM122 150H123V148H121ZM150 149H151V147H150ZM10 150V149H9ZM15 150V149H14ZM18 150V149H17ZM65 150V149H64ZM121 150V151H122ZM210 151H211V148L209 149ZM80 151L79 152H77V154L78 153H80ZM33 152H35V151H33ZM37 152V151H36ZM61 152V151H60ZM64 152V151H63ZM68 152V151H67ZM126 152V151H125ZM32 153V152H31ZM41 152H39V154H40ZM249 153H251V154H249ZM38 154V153H37ZM54 154V156H56L55 155V152L54 153H52V155ZM60 154V153H59ZM62 154V153H61ZM63 154H67V153H63ZM70 154V153H69ZM147 154V153H146ZM181 154H183V152H182V150H181V153L179 154V156H182ZM221 154V153H220ZM14 155H17V154H14ZM41 155H43V153L41 154ZM45 155H47V154H45ZM45 155L44 156H42V157H45ZM94 155H96V154H94ZM134 154H132V156H133ZM140 155V156H139ZM38 156V155H37ZM50 156V155H49ZM61 156V155H60ZM63 156V155H62ZM61 156V157H62ZM67 156V155H66ZM73 156H74V154H73ZM126 156V155H125ZM130 156L131 155H129V158H130ZM131 156V157H132ZM14 157V156H13ZM16 157V156H15ZM23 157V156H22ZM57 157V156H56ZM59 157V156H58ZM64 157V156H63ZM70 157V156H69ZM142 157V158H141ZM174 157V156H173ZM190 157V156H189ZM53 158H55V157H53ZM71 158L73 159V157L71 156ZM74 158H76L77 159V157L75 156ZM126 157H124V159H125ZM205 158V157H204ZM25 159V158H24ZM36 159V158H35ZM34 159V160H35ZM37 159H38V157H37ZM42 159V158H41ZM40 159V160H41ZM75 159V160H76ZM79 159V158H78ZM77 159V160H78ZM127 159V158H126ZM125 159V160H126ZM20 160H22V161H25V160H23V159H21L20 158ZM52 160V159H51ZM59 160V159H58ZM67 160V159H66ZM65 160V161H66ZM69 160H70V158H69ZM69 160H68V162H69ZM188 160V159H187ZM206 160V159H205ZM0 161H1V158H0ZM29 161H31V159L29 160ZM37 161V160H36ZM35 161V162H36ZM46 161H47V159H46ZM49 161V160H48ZM3 162V161H2ZM5 162H6V159H5ZM38 162H40V161H38ZM37 162V163H38ZM55 162H58V161H55ZM62 162V161H61ZM20 163H23V162H20ZM41 163V162H40ZM59 163V162H58ZM80 163V164H79ZM209 163V162H208ZM28 164V163H27ZM47 164V163H46ZM50 164V163H49ZM187 164V163H186ZM229 164V163H228ZM41 165H42V163H41ZM59 165V164H58ZM69 165V164H68ZM11 167L10 168H14L15 167V165H10ZM34 166V165H33ZM32 166V167H33ZM37 167H39L38 165H36ZM45 167H46V165H44ZM44 166H42V167H44ZM74 166H77V169L75 170L73 167ZM171 166V165H170ZM41 167V166H40ZM54 167V166H53ZM86 167V166H85ZM76 168V167H75ZM185 168H186V166H185ZM2 169V168H1ZM1 169H0V175H2L3 174V171H1ZM33 169V168H32ZM45 169V168H44ZM63 169V168H62ZM66 169H68V167H66L65 168V170ZM107 169V168H106ZM207 169V168H206ZM38 170H39V168H38ZM43 169H41V171H42ZM57 170V169H56ZM118 170V169H117ZM44 171V170H43ZM54 171V170H53ZM111 171V170H110ZM187 171H189V169L187 170ZM208 171V170H207ZM37 172V171H36ZM35 172V173H36ZM55 172V171H54ZM54 172H52V173H54ZM69 172V173H70ZM117 172V171H116ZM126 172V171H125ZM223 172H225V174H223ZM61 172H59V174H60ZM68 173V174H69ZM71 173V174H72ZM75 173V172H74ZM87 173V172H86ZM105 173H106V171H105ZM128 174H130L129 172H127ZM164 173V172H163ZM190 173V172H189ZM13 174V173H12ZM70 174V175H71ZM89 174V173H88ZM108 174V173H107ZM186 174V173H185ZM47 175V174H46ZM57 175V174H56ZM66 175V174H65ZM75 175V174H74ZM73 175V176H74ZM109 175V174H108ZM117 175V174H116ZM126 175V174H125ZM12 176V175H11ZM49 176V175H48ZM87 176H89V175H87ZM97 176V175H96ZM104 176H106V175H104ZM119 176V175H118ZM117 176V177H118ZM167 176V175H166ZM191 176V175H190ZM45 177H47V176H45ZM45 177H41L40 178V180H39V182L37 183V184H39V186H42L43 184L44 185H46V183H45V181H50L51 180V178L50 179H48V178H45ZM57 177V176H56ZM125 177V176H124ZM37 178V177H36ZM57 178H59V177H57ZM68 178H69V176H68ZM85 180L83 181V182H81V183H79L78 184V188H77V191H78V193L77 194H75L76 195V197H78V199H79V195H80V200L82 199V198H85V200H86V198L88 199V201H89V203H88V206H90V207H94L95 208V211L97 212L96 214H97V216L99 215V217L100 218H102V219H108L109 217H108V215L110 216V213L109 212H107V213H109V214H105V212L102 210V204H101V200L99 199L100 198V196H99V198H96V196H98L99 194H97L96 196H93V194L95 195V193H93V194H91L90 193V186H89V184H88V182H87V180H86V178H85V176L83 177ZM89 178V177H88ZM87 178V179H88ZM106 178H108V177H106ZM119 178V177H118ZM117 178V179H118ZM123 178V177H122ZM122 178H119V181H120V179H122ZM54 179H56V178H54ZM72 180H73V178H71ZM166 179V178H165ZM248 179V178H247ZM254 179V178H253ZM17 180V179H16ZM103 181H106V180H104V179H102ZM108 180V179H107ZM164 180V179H163ZM163 180H160V181H163ZM33 181V180H32ZM54 181V180H53ZM56 181H57V179H56ZM92 181V180H91ZM118 181V180H117ZM122 182H123V180H121ZM128 181V180H127ZM153 181V182H154ZM159 181V182H160ZM173 181V180H172ZM181 181V180H180ZM34 182H35V180H34ZM33 182V183H34ZM114 182V181H113ZM149 182V181H148ZM156 182V183H157ZM164 182V181H163ZM188 182H190V181H188ZM49 183V182H48ZM47 183V184H48ZM187 183V182H186ZM116 185H115V188H116V186H117V183H115ZM119 185V184H118ZM186 185V184H185ZM54 186V185H53ZM53 186H50V187H53ZM194 186H196V183L194 184ZM9 187V186H8ZM118 188H119V186H117ZM121 187V186H120ZM10 188H12V186L10 187ZM48 189V188H47ZM113 189H114V187H113ZM193 189V188H192ZM194 189H196V188H194ZM193 189V190H194ZM63 190V189H62ZM192 190V191H193ZM40 193H41V191H40V189L38 190ZM75 191H76V189H75ZM186 191V190H185ZM152 192V194H149V193H151ZM50 193V192H49ZM193 194V193H192ZM38 195V194H37ZM56 194L54 193V197L52 198V200H55V199H57V196H55ZM65 195V194H64ZM109 195V194H108ZM151 195V196H150ZM2 196V195H1ZM53 196V195H52ZM73 196V195H72ZM131 196V195H130ZM192 196H194V195H192ZM72 197H67L64 201L66 202V203H68L67 205H69V202H71V200L73 199H71ZM132 198V197H131ZM133 198V199H134ZM228 199H231V201L230 202H228ZM232 199H233V201L235 200L237 203L235 204V203H232ZM74 200V199H73ZM76 200H77V198H76ZM132 200V199H131ZM182 201L183 203H182V205H180V204H178L177 203V201ZM56 201H58V200H56ZM199 201V200H198ZM131 202V201H130ZM212 202V201H211ZM223 202H225L226 203V206L223 208V206H222V203ZM5 203V202H4ZM66 203H64V204H66ZM138 203H140V202H138ZM181 203V202H180ZM9 204V203H8ZM63 204V205H64ZM201 204V203H200ZM199 204V205H200ZM135 205H136V203H135ZM213 205V204H212ZM224 205V204H223ZM19 206V205H18ZM17 206V207H18ZM58 206V205H57ZM87 206V207H88ZM73 207V206H72ZM212 207H214V206H212ZM137 208V209H136ZM41 209H43L44 210V212H46L47 211V209H46V207L45 206H43ZM84 209V208H83ZM17 210V209H16ZM116 210V209H115ZM114 210V211H115ZM127 210V211H126ZM56 211V210H55ZM71 211V210H70ZM122 211H124V210H122ZM122 211H117V212H121L122 213ZM144 211H149V213H151V219H150V221H148V222H144V221H141L139 218H138V216L140 215V214H142ZM201 211V212H200ZM7 212V211H6ZM94 212V211H93ZM117 212H114L115 213V215H116V213ZM204 212H207V213H209V216H207V218H203V213ZM53 213V212H52ZM68 213V212H67ZM89 214V213H88ZM231 214H232V216H231ZM82 215H84V214H82ZM216 215H219L220 216V220H219V222L218 223H215L214 222V220H215V216ZM77 216V215H76ZM89 216V215H88ZM95 216V215H94ZM141 216V215H140ZM170 216V219H168L167 217H169ZM52 217V216H51ZM98 217V218H99ZM93 218V217H92ZM147 218V217H146ZM111 219V218H110ZM114 219V218H113ZM99 220V219H98ZM216 220H218V219H216ZM77 221H79V220H77ZM90 221V220H89ZM100 221V220H99ZM46 222V221H45ZM54 222V221H53ZM59 222H62V221H59ZM83 222V221H82ZM82 222H81V225H82ZM106 222H107V220H106ZM111 222V221H110ZM254 222H256V223H258V225L257 226H255L254 225ZM117 223H115V225L117 224ZM60 224V223H59ZM68 224V223H67ZM76 224V223H75ZM105 223H102L101 224V226H103ZM71 225V224H70ZM93 225V224H92ZM111 225V226H110ZM114 225V224H113ZM114 225V226H115ZM18 226V225H17ZM35 226V225H34ZM236 226L239 228V231L236 229ZM252 226V227H251ZM66 227V226H65ZM86 227V226H85ZM84 227V228H85ZM221 227V229L222 228H224V229H226L227 230V236L229 237L230 235H233L234 237H230V239H232V245H231V248L228 250V251H226V252H224V254H223V256L222 255H220V252L221 251H223V236L221 235V233L219 232L221 229H218V228H220ZM55 228V227H54ZM98 228V227H97ZM60 229V228H59ZM252 229H254L256 232H257V230H258V232H259V238L257 239V242L259 243V247H257V245H256V248H254L253 250H251V252H250V250H247L246 248H244L245 247V244L246 243H249L250 242V240L248 241L247 239H248V237H247V235L249 234L248 232H251V230ZM253 230V231H254ZM61 231V230H60ZM88 231V230H87ZM91 231V230H90ZM225 231V230H224ZM31 232V231H30ZM40 233V232H39ZM80 233V232H79ZM86 233V232H85ZM248 233V234H247ZM42 234V233H41ZM46 234V233H45ZM197 234V235H196ZM25 235V234H24ZM23 235V236H24ZM8 237V236H7ZM16 237V236H15ZM31 237V236H30ZM56 238H55V244L56 245H61L63 242H61V238H58L57 236H55ZM93 238V237H92ZM95 238V237H94ZM84 239V238H83ZM196 239H197V241H196ZM14 241V240H13ZM33 241V240H32ZM35 241V240H34ZM84 241H85V239H84ZM253 242V241H252ZM6 243V242H5ZM51 243H52V241H51ZM180 243V242H179ZM199 243V244H200ZM68 244V243H67ZM160 244H165L166 246H167V251H166V253H164V255L162 256V257H160L157 253H156V248H157V246L158 245H160ZM52 245H53V243H52ZM81 245V244H80ZM40 246V245H39ZM254 246V245H253ZM55 245L52 247V249L53 250H55ZM61 248V247H60ZM196 249V248H195ZM66 250V249H65ZM72 250V249H71ZM70 250V251H71ZM211 251V250H210ZM38 252V251H37ZM87 252V251H86ZM28 253V252H27ZM51 253V255H53V254H55L54 252H50ZM20 254V253H19ZM35 255H37V254H35ZM50 254H49V256L48 257H50L51 256ZM71 256V255H70ZM219 256H221V258L219 259L218 257ZM14 257V256H13ZM44 258V257H43ZM115 259V258H114ZM19 260V259H18ZM207 260H208V258L206 257V262H207ZM39 261V260H38ZM44 261H45V259H44ZM11 262V261H10ZM42 262H43V260H42ZM47 262V261H46ZM82 262V261H81ZM219 262V263H218ZM53 264H55L54 262H52ZM61 263V262H60ZM74 262L73 261H70L68 264H73ZM45 264V263H44Z\"/></svg>", "mask_w": 264, "mask_h": 264}]
</instances>
